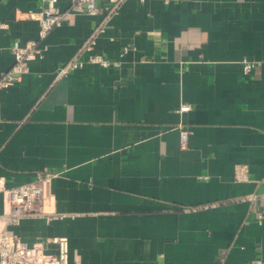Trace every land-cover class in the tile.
Masks as SVG:
<instances>
[{
  "label": "crops",
  "instance_id": "crops-1",
  "mask_svg": "<svg viewBox=\"0 0 264 264\" xmlns=\"http://www.w3.org/2000/svg\"><path fill=\"white\" fill-rule=\"evenodd\" d=\"M39 7L0 0V73L14 41L37 38L26 13ZM105 16L72 13L0 89L5 185L52 175L50 219L11 229L28 244L67 237L68 264L264 263V0H128L93 49L118 65L58 76ZM243 57L257 64L247 75ZM239 163L249 181H234Z\"/></svg>",
  "mask_w": 264,
  "mask_h": 264
},
{
  "label": "built area",
  "instance_id": "built-area-1",
  "mask_svg": "<svg viewBox=\"0 0 264 264\" xmlns=\"http://www.w3.org/2000/svg\"><path fill=\"white\" fill-rule=\"evenodd\" d=\"M58 0H40L39 11H28L26 16L39 22L37 38L27 41L21 45L14 41L11 46L13 63L11 66L0 73V89L10 87L20 80L23 74L28 72V64L43 57L45 47L41 42L48 33L62 21L68 20L70 15L75 12H83L87 15H97L103 8L106 16L103 22L97 25L87 39L83 42L78 53L62 65L57 72L58 76H65L68 72L81 69L85 64H95L102 67L117 66L116 61H111L101 54L94 53L99 35L104 33V20L115 14L119 7L128 0H103L105 5L98 6L97 0H69L70 9L60 11L56 7ZM141 3L144 0H139ZM112 40V38H110ZM242 73L244 75L252 72L257 64L246 57L241 60ZM190 109L188 104L179 106L177 112L183 113ZM180 145H186L188 132L181 126ZM52 175L40 172L37 178L29 183L7 187L5 180L0 176V196L2 207H0V264H68V239L65 236H52L43 242L31 244L21 240L20 237L11 229L17 226L22 217L36 213H46V219L50 216L45 207L50 196L44 193V187L50 181ZM233 179L236 182L249 181L248 167L245 163L234 166ZM264 211L257 214L260 222ZM47 245H53L54 251L47 250ZM250 264H264L261 260H254Z\"/></svg>",
  "mask_w": 264,
  "mask_h": 264
}]
</instances>
